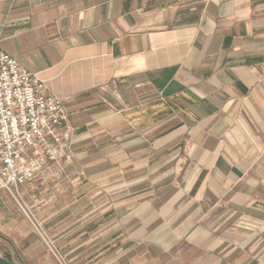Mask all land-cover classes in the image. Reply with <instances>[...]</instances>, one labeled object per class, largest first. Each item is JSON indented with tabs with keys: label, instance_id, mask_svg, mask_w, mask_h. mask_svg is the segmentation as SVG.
Returning a JSON list of instances; mask_svg holds the SVG:
<instances>
[{
	"label": "crops",
	"instance_id": "crops-1",
	"mask_svg": "<svg viewBox=\"0 0 264 264\" xmlns=\"http://www.w3.org/2000/svg\"><path fill=\"white\" fill-rule=\"evenodd\" d=\"M0 52L65 106L20 192L69 264H264V0H0ZM0 232L57 264L3 194Z\"/></svg>",
	"mask_w": 264,
	"mask_h": 264
},
{
	"label": "built area",
	"instance_id": "built-area-1",
	"mask_svg": "<svg viewBox=\"0 0 264 264\" xmlns=\"http://www.w3.org/2000/svg\"><path fill=\"white\" fill-rule=\"evenodd\" d=\"M61 98L19 61L0 52V187L8 190L57 264H69L53 236L24 202L20 187L35 181L69 148Z\"/></svg>",
	"mask_w": 264,
	"mask_h": 264
},
{
	"label": "rangeland",
	"instance_id": "rangeland-1",
	"mask_svg": "<svg viewBox=\"0 0 264 264\" xmlns=\"http://www.w3.org/2000/svg\"><path fill=\"white\" fill-rule=\"evenodd\" d=\"M0 194H3L5 198H7L9 205L15 210V212H19L22 216H24V214L21 211L20 206L17 204L15 198L13 197V195L6 189H3L2 187H0ZM24 218H26L24 216ZM27 219V218H26ZM30 223V222H29ZM32 227V226H31ZM33 229V228H32ZM34 231V230H33ZM3 234L0 232V255L2 256H6L9 255V258L7 259H11L13 260L16 264H19V262H17V258L15 255V252L13 251V249H10V246L8 245L7 241H6V236H2ZM45 246V245H44ZM46 247V246H45ZM47 249V248H46ZM48 250V249H47ZM49 252V251H48ZM4 256V257H5ZM6 258V257H5Z\"/></svg>",
	"mask_w": 264,
	"mask_h": 264
},
{
	"label": "water",
	"instance_id": "water-1",
	"mask_svg": "<svg viewBox=\"0 0 264 264\" xmlns=\"http://www.w3.org/2000/svg\"><path fill=\"white\" fill-rule=\"evenodd\" d=\"M0 264H16L13 260L7 259L4 256L0 255Z\"/></svg>",
	"mask_w": 264,
	"mask_h": 264
}]
</instances>
